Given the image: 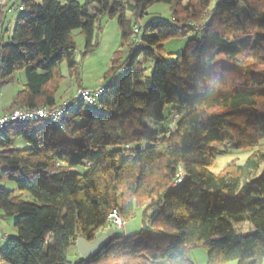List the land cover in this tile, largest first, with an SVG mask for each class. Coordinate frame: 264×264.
I'll list each match as a JSON object with an SVG mask.
<instances>
[{"label":"trees","instance_id":"16d2710c","mask_svg":"<svg viewBox=\"0 0 264 264\" xmlns=\"http://www.w3.org/2000/svg\"><path fill=\"white\" fill-rule=\"evenodd\" d=\"M160 1L171 5L172 20L145 21ZM12 7L22 13L0 42V86L18 73L24 79L6 112L63 104L62 63L71 75L80 72L75 30L86 53L95 50L96 24L107 13L118 18L122 40L113 76L94 105L99 110L70 96L58 125L46 118L0 131V180L14 181L21 192L0 187L2 214L17 217V236L0 247V260L196 264L191 251L205 248L207 264H263L264 167L255 173L264 165V148L234 169L215 174L211 167L215 144L260 147L264 139V0H18ZM192 32L174 61L162 58L165 41ZM140 55L154 59L150 76L136 68ZM120 70L125 74L118 78ZM168 104H174L171 127L154 130L146 120L161 125ZM139 210L141 231L117 232L91 259L69 260L79 236L93 239L112 225L114 211L126 222ZM245 217L253 226L248 233L234 225Z\"/></svg>","mask_w":264,"mask_h":264},{"label":"rangeland","instance_id":"374dc122","mask_svg":"<svg viewBox=\"0 0 264 264\" xmlns=\"http://www.w3.org/2000/svg\"><path fill=\"white\" fill-rule=\"evenodd\" d=\"M15 0H6L4 4L3 15L0 19V26H2L0 30V42L2 38L5 41L9 39L12 35L15 22L17 18L20 16L22 11L17 7H12L13 2ZM61 2H66L68 0H60ZM81 4H85L87 0H76ZM184 4L188 2V0H183ZM97 4L92 5V12H95V7ZM172 8L169 3L166 2H156L152 4L148 9V15L145 16V21L151 19H162L171 21L172 20ZM128 16L131 17L132 14L128 13ZM196 36L195 33H190L187 37H176L170 38L164 43L165 52L161 55L162 58L168 62L175 60V55L181 53L185 50V47L188 41ZM74 39L77 43V55L81 56L79 60L80 62V72L78 77L75 75H71L68 69L67 64L64 62L61 65L62 73L65 76V80L62 84V87L58 93L59 98L61 97H70L75 96L78 89L85 87L89 89H97L102 86V84L106 83L113 76V72H111L112 59L114 53L120 49L122 33L119 27L118 18H111L107 13H104L99 16V19L96 24L95 33H94V43L97 44L95 50L91 52L85 51L86 40L81 33L80 29L75 30ZM122 49V48H121ZM124 54L120 63L124 65L128 60L127 48L123 47L122 49ZM156 57L159 58V55ZM154 59L146 58L144 55H140L138 61L136 63V68L138 70L145 71V76H150L153 70V62ZM125 74L124 70H120L116 73V77H121ZM23 74H16L17 80L5 85L0 86V113L4 111L8 106H10L11 102L15 94L22 88V81L24 77ZM229 76V74H227ZM231 83V82H230ZM81 86V87H80ZM64 97V98H65ZM64 100V99H63ZM66 100V99H65ZM174 104H168L165 108L164 114L166 116V120L161 124L157 125L147 119L146 121L152 125L154 130L167 129L171 127V123L173 120V114H171L173 110ZM16 109V108H15ZM86 110H99L97 106L86 104ZM13 110V109H12ZM2 113L1 115H3ZM0 115V116H1ZM178 117V116H177ZM84 120H80L79 123L82 124ZM18 143L22 147H26L27 144L23 139H19ZM264 148V139L260 143V147H247V148H236L235 145L231 142L224 144H215L214 149L212 150L213 155L216 160L214 165L211 167V170L215 174H220L227 166L234 169L235 167L242 165L246 162L247 158L250 154L258 149ZM255 173V175L260 174L262 168ZM76 169L80 171H85V166H76ZM0 187L5 188L7 190H12L17 194H20V190L18 189L17 184L11 180H0ZM24 199H33L31 194L28 192H23ZM16 216H5L2 214V210L0 209V247H3L7 243L8 237H16L17 236V228L15 227ZM235 227L243 232L248 233L253 230V226L250 222L245 218L241 221H234ZM114 228L120 234H135L142 230L143 228V212L141 210L137 211L135 216L125 222L124 226L113 225ZM108 227H112V225H108L102 231L106 230ZM79 252L75 246H72L69 249L68 257L71 262H74L78 259ZM192 260L196 264H207L208 263V249L205 248H197L193 249L190 253ZM0 264H9L7 262H2L0 260ZM155 264H168L167 260L157 261ZM225 264H238L237 260H231L226 262ZM264 264V261H263Z\"/></svg>","mask_w":264,"mask_h":264},{"label":"built area","instance_id":"2783aa9c","mask_svg":"<svg viewBox=\"0 0 264 264\" xmlns=\"http://www.w3.org/2000/svg\"><path fill=\"white\" fill-rule=\"evenodd\" d=\"M6 0H0V8L4 5ZM18 0H15V2ZM23 5H20V9H23ZM136 31L139 29L136 27ZM135 47H142V43L139 38L134 37ZM105 91L104 85L98 87L97 89H89V88H79L75 97L84 100L88 104L97 105L98 99ZM70 102V99L65 100L63 104L49 108L47 106L39 107V108H16L11 111H8L0 116V131L5 129L6 127L12 125L13 123L20 122H28L40 119H51L55 124H59L60 118L66 110L67 104ZM184 174L180 173L178 182L183 181ZM110 222L113 225L123 226L125 222L121 219V217L114 211L110 215ZM114 227V226H113Z\"/></svg>","mask_w":264,"mask_h":264},{"label":"water","instance_id":"95a60500","mask_svg":"<svg viewBox=\"0 0 264 264\" xmlns=\"http://www.w3.org/2000/svg\"><path fill=\"white\" fill-rule=\"evenodd\" d=\"M80 58L81 56H78V59ZM116 234V228L112 226L97 234L91 240L85 236H79L76 240V247L82 255V258L88 260L91 259L97 252H99L108 241L116 236Z\"/></svg>","mask_w":264,"mask_h":264},{"label":"crops","instance_id":"0c3cea01","mask_svg":"<svg viewBox=\"0 0 264 264\" xmlns=\"http://www.w3.org/2000/svg\"><path fill=\"white\" fill-rule=\"evenodd\" d=\"M103 85V84H102ZM101 86V85H100ZM65 97V96H64ZM63 97V98H64ZM67 97H65L64 99H66ZM7 111V109H4V111L2 112V113H4V112H6ZM2 113H0V115L2 114ZM117 231V230H116ZM100 233L102 232V229H100V231H99ZM118 232V231H117ZM76 247V246H75ZM77 248V247H76ZM78 250V249H77ZM79 252V251H78ZM82 257V255L80 254V252H79V255H78V259L79 258H81Z\"/></svg>","mask_w":264,"mask_h":264}]
</instances>
